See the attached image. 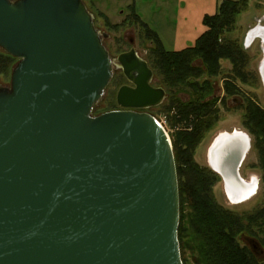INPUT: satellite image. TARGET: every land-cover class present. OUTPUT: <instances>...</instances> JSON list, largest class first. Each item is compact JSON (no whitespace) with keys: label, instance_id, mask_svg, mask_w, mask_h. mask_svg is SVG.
Wrapping results in <instances>:
<instances>
[{"label":"water","instance_id":"water-1","mask_svg":"<svg viewBox=\"0 0 264 264\" xmlns=\"http://www.w3.org/2000/svg\"><path fill=\"white\" fill-rule=\"evenodd\" d=\"M107 37L83 0H0V50L19 60L0 86V264H184L172 142L138 112L168 93L135 47L112 59ZM257 40L264 86L262 20L244 49ZM114 68L132 84L122 110L94 115Z\"/></svg>","mask_w":264,"mask_h":264},{"label":"trees","instance_id":"trees-1","mask_svg":"<svg viewBox=\"0 0 264 264\" xmlns=\"http://www.w3.org/2000/svg\"><path fill=\"white\" fill-rule=\"evenodd\" d=\"M249 2L223 1L215 15L204 17L206 32L193 46L181 51L167 50L158 33L142 21L133 6L129 7L133 20L144 26L147 39L156 45V57L153 66H149L154 74L163 77L167 93L180 91L190 96L188 101L173 98L170 107L177 112L175 120L192 130L182 134L174 148L180 189L179 240L184 264H264L239 241L245 233L264 234V200L262 206L244 214L225 209L214 196L215 174L199 167L194 158L196 147L220 119L217 98L206 99L213 96V81L223 72L221 62L227 60L233 66L225 79L226 96L239 98V82L250 85L254 76L248 70L250 58L246 50L227 38L235 30L239 15L248 10ZM15 60L0 53V75L6 76ZM242 106V124L255 138L254 149L259 156L255 168L262 171L264 184V109L250 99Z\"/></svg>","mask_w":264,"mask_h":264},{"label":"rangeland","instance_id":"rangeland-1","mask_svg":"<svg viewBox=\"0 0 264 264\" xmlns=\"http://www.w3.org/2000/svg\"><path fill=\"white\" fill-rule=\"evenodd\" d=\"M16 1V0H13ZM88 10L94 17L95 27L102 34L108 35L104 39V45L112 59H116L120 54L135 47L139 56L153 66L156 57V45L147 39L144 26L133 20L130 6L136 9L142 21L147 23L151 29L155 30L161 38L165 48L173 51L176 47V37H182L183 42H190L192 38L200 36L203 28L202 15L214 12L215 0H83ZM220 5L225 0H217ZM237 1V0H233ZM264 0H250L248 10L241 13L238 17L235 30L227 34L229 40L237 42L244 50L243 41L247 32L258 25L262 20L264 25ZM131 39L133 43L131 44ZM182 40L178 39L179 46ZM185 47L193 43H184ZM250 58L248 65L249 73H253L250 85L238 84L241 89L239 98H231L225 93V79L230 76L233 66L230 61L223 60L222 74L214 79V94L208 96L207 101L217 98L216 108L220 109V119L213 126V129L204 137L196 147L195 161L199 167L213 172L217 178L214 187V196L218 203L225 209L235 213H248L260 206L264 200L263 173L255 168L258 164L259 156L254 149V137L242 124L243 104L250 99L264 109V86L259 73V65L263 58L261 43L257 40L249 49L245 51ZM0 53L7 54L0 50ZM16 59L11 69L6 71L7 75H0V86L9 87L11 85L12 71L18 64ZM162 76L155 73L153 85L165 89ZM129 85L121 69L114 68L113 79L106 89L105 95L94 109V115H101L111 111L122 110L117 104V94L122 86ZM166 90V89H165ZM168 92V98L158 107L141 110L154 116L164 127L172 142L173 149H176L177 139L192 130H187L183 123L177 122V112L172 110L171 101L173 98H180L188 101L190 96L180 91ZM236 100V101H235ZM225 104V105H224ZM226 106V108H224ZM171 109V110H169ZM240 131L247 134L251 141V149L241 168L240 174L244 180L249 181L252 177L258 179L257 195L249 202L239 205L232 204L226 195L225 185L221 176L211 170L208 164V151L212 146L213 139L222 133ZM181 148V146H179ZM174 149V152H175ZM175 154V153H174ZM256 231H261L255 228ZM263 231V230H262ZM261 233V232H260ZM264 233V232H263ZM242 247L248 248L255 257L264 263V234L251 236L247 233L239 237Z\"/></svg>","mask_w":264,"mask_h":264},{"label":"bare ground","instance_id":"bare-ground-1","mask_svg":"<svg viewBox=\"0 0 264 264\" xmlns=\"http://www.w3.org/2000/svg\"><path fill=\"white\" fill-rule=\"evenodd\" d=\"M249 139L246 133L240 131L223 133L209 150L208 164L213 171L225 176L226 195L234 205L251 201L258 192L257 178H253L249 182L244 180L240 174L242 181L235 176L237 173L234 174L237 172L236 165L239 164L240 156H245L246 153L247 157L249 153Z\"/></svg>","mask_w":264,"mask_h":264},{"label":"crops","instance_id":"crops-1","mask_svg":"<svg viewBox=\"0 0 264 264\" xmlns=\"http://www.w3.org/2000/svg\"><path fill=\"white\" fill-rule=\"evenodd\" d=\"M213 4H214V6H215V8H214V12H211L212 14L205 13L204 15H202V18H203V19H204V17H205L206 15L213 16V15H215V14L217 13V10H218V7H219L218 1L215 0ZM202 24H203V21H202ZM206 30H207V29H206V27H205L204 24H203V28H201L200 36H201L202 34H204V33L206 32ZM200 36H198V38H199ZM198 38H193V40H192V38H191V39H190V42H183V38H182L181 36H180L179 38L176 37V46H175L176 48H175L173 51H181V50H184V49H186V48H188V47L193 46V45L196 43V41H197ZM178 39H179V40H182L181 43H180V46H179ZM184 43H186V45H187V43H193V45H190V46L185 47Z\"/></svg>","mask_w":264,"mask_h":264},{"label":"flooded vegetation","instance_id":"flooded-vegetation-1","mask_svg":"<svg viewBox=\"0 0 264 264\" xmlns=\"http://www.w3.org/2000/svg\"><path fill=\"white\" fill-rule=\"evenodd\" d=\"M133 43V39H131V44ZM152 69V68H151ZM153 70V69H152ZM154 76H155V74H154ZM131 84V83H130ZM131 86H132V84H131ZM154 86V85H153ZM167 92V91H166ZM236 101V100H235ZM138 112H141V111H138ZM234 132V131H233ZM232 133V132H231ZM223 134V133H222ZM221 135V134H220ZM220 135H218V136H216L214 139H213V141H212V145L214 144V142H215V140L220 136ZM210 150V149H209ZM208 155H209V151H208ZM244 162H245V160L243 161V163H242V165H241V167H240V171H241V168H242V166H243V164H244ZM254 177H252L250 180H249V182L253 179Z\"/></svg>","mask_w":264,"mask_h":264}]
</instances>
